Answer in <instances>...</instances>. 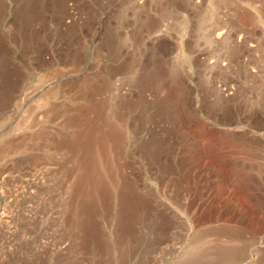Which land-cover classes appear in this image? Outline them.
Instances as JSON below:
<instances>
[{
  "label": "rangeland",
  "instance_id": "obj_1",
  "mask_svg": "<svg viewBox=\"0 0 264 264\" xmlns=\"http://www.w3.org/2000/svg\"><path fill=\"white\" fill-rule=\"evenodd\" d=\"M4 216L0 264H264V0H0Z\"/></svg>",
  "mask_w": 264,
  "mask_h": 264
},
{
  "label": "bare ground",
  "instance_id": "obj_2",
  "mask_svg": "<svg viewBox=\"0 0 264 264\" xmlns=\"http://www.w3.org/2000/svg\"><path fill=\"white\" fill-rule=\"evenodd\" d=\"M217 35H218V34H217ZM219 35H220V34H219ZM6 221H7V218H6V216H4V218L1 219L0 225H1L2 223L6 222Z\"/></svg>",
  "mask_w": 264,
  "mask_h": 264
}]
</instances>
